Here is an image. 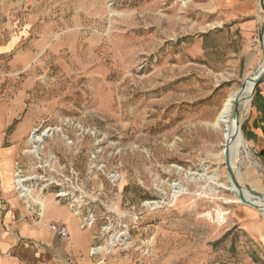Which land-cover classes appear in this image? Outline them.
<instances>
[{"label":"rangeland","instance_id":"1","mask_svg":"<svg viewBox=\"0 0 264 264\" xmlns=\"http://www.w3.org/2000/svg\"><path fill=\"white\" fill-rule=\"evenodd\" d=\"M217 2L0 0V146L84 231L57 264H264V216L231 190L211 126L264 56L246 70L226 38L204 49ZM250 152L235 175L264 194Z\"/></svg>","mask_w":264,"mask_h":264},{"label":"crops","instance_id":"2","mask_svg":"<svg viewBox=\"0 0 264 264\" xmlns=\"http://www.w3.org/2000/svg\"><path fill=\"white\" fill-rule=\"evenodd\" d=\"M216 9L217 17L213 29L202 36V46L205 50L215 49L218 47L215 44L210 47V39L216 41L218 38H226L231 42L239 64L250 70L264 56V0H218ZM251 100V109L242 124V131L250 150L264 156V79ZM14 154L12 147L0 146V206L5 209L7 226L0 228V249L3 251L0 264H57L60 261L58 257L66 251L73 254L85 252L86 244L81 242L84 231L75 212L56 200L52 194H43L40 198L42 201L36 199L38 196L28 197V201L36 207H41L44 214L40 221L34 218L23 221L22 218L30 213V210L26 200L14 192ZM53 221L65 223L70 232L69 238H63L51 230L49 224ZM71 237L72 241H69ZM21 243L32 248L28 258L19 251L12 252Z\"/></svg>","mask_w":264,"mask_h":264},{"label":"bare ground","instance_id":"3","mask_svg":"<svg viewBox=\"0 0 264 264\" xmlns=\"http://www.w3.org/2000/svg\"><path fill=\"white\" fill-rule=\"evenodd\" d=\"M258 69L259 71L262 69V64ZM259 71L257 70V72L249 75L248 78H246L243 82L244 87L242 88L241 86L238 90L232 92L227 97L216 119H214V121L211 123V126L220 131L224 138V142L220 150L221 152H219V157L224 160L223 165L227 168L226 150L228 147L230 151L231 165L234 171L244 163L245 159H252V154L241 129V121L243 120L242 108H247L251 102L253 91L256 85L254 77H256V74ZM237 101H240V113L238 116H234V108ZM44 135H46V132L42 135H37L36 133L33 134L30 141L34 143V148L30 150L31 152L38 151L39 145H36L35 143L39 142V144H42ZM231 184V190L235 193V195H237V197L243 194L247 199H249V201H251V203L248 205L257 207L260 210L261 215L264 216V194L252 190L249 191L246 187H243V189H238L233 183ZM22 192L24 193L23 196H25V198L30 197L27 188H22Z\"/></svg>","mask_w":264,"mask_h":264},{"label":"built area","instance_id":"4","mask_svg":"<svg viewBox=\"0 0 264 264\" xmlns=\"http://www.w3.org/2000/svg\"><path fill=\"white\" fill-rule=\"evenodd\" d=\"M52 134H53V132H52ZM16 169H17L16 172H15L16 188L20 192V195L26 200L28 209L30 210V213H28L22 219H23V221H28L30 218L34 217L35 219L40 221L42 219L44 211H43V209L41 207H36L35 205L31 204L28 201V198H25V196H23L24 193L22 192V188L27 187L26 186V181H27L28 177H25V176L22 175L23 173H22V169H21L20 166L17 165ZM87 219L88 218H86V220ZM49 227L52 230H54L55 232H57L63 238H69V236H70V232H69L67 226L65 225V223H63V222L53 221V222H51L49 224Z\"/></svg>","mask_w":264,"mask_h":264},{"label":"water","instance_id":"5","mask_svg":"<svg viewBox=\"0 0 264 264\" xmlns=\"http://www.w3.org/2000/svg\"><path fill=\"white\" fill-rule=\"evenodd\" d=\"M259 71V69H258ZM256 84L259 83L262 79H264V60L262 63V69L256 74V77H254ZM242 88L244 87V83L241 85ZM256 86V85H255ZM255 89V88H254ZM240 113V101H237L235 104V108H234V116H238ZM231 157H230V151L227 147L226 150V165L228 168V172H229V181L231 183H233L238 189H243V186L239 183V181L236 178L235 175V171L232 168L231 165ZM239 199L243 202V203H247L250 204L251 201H249V199H247L243 194L239 195Z\"/></svg>","mask_w":264,"mask_h":264}]
</instances>
